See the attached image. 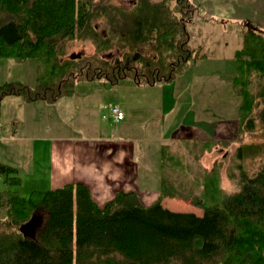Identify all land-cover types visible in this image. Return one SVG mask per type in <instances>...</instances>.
Segmentation results:
<instances>
[{"label": "trees", "instance_id": "obj_1", "mask_svg": "<svg viewBox=\"0 0 264 264\" xmlns=\"http://www.w3.org/2000/svg\"><path fill=\"white\" fill-rule=\"evenodd\" d=\"M196 13L190 0H135L127 9L111 0H0V59L35 63L33 86L0 85V111L7 97L54 105L72 97L78 82H174L204 57L188 48L184 15ZM246 23L230 77L240 99L237 133L258 123L264 134V31ZM71 42L94 51L67 57ZM147 44L156 56L140 48ZM114 47L124 50L121 57L108 55ZM214 140L207 134L161 144L159 197L147 207L135 192H119L99 208L81 184L25 196L18 170L0 161V264H264V152L257 154V144L238 148L240 163L229 177L236 189L226 192L220 161L201 164ZM257 156L249 167L243 163ZM166 198L189 202L202 215L170 211L161 204ZM32 217L34 236H25L20 226Z\"/></svg>", "mask_w": 264, "mask_h": 264}, {"label": "crops", "instance_id": "obj_2", "mask_svg": "<svg viewBox=\"0 0 264 264\" xmlns=\"http://www.w3.org/2000/svg\"><path fill=\"white\" fill-rule=\"evenodd\" d=\"M191 1L196 5L197 12L203 11L206 15L212 14L208 12L216 7H212L214 3L210 0ZM219 4L222 7V15L228 18L231 17L229 12L232 9H235V12L238 10L240 14L249 7V10L257 12L256 17L253 18L255 22L249 20L244 22L264 31V0H221ZM208 6H211L210 9ZM239 17L242 18V14ZM243 17L248 18V16ZM23 64H30V67L29 65L26 67L28 73L24 78L22 75L26 70L23 68L20 78L16 77L15 80L32 84L35 63L30 60ZM36 106H39L38 109ZM112 106H117L124 113V119L117 124L109 117L107 118L110 121H106L104 116L98 120V111L76 112L75 94L72 97L59 99L54 105H47L42 101L24 103L18 97H7L0 111V161L14 166L23 180L24 177H28V180L34 178L36 184L28 181L33 190L44 191L39 190L42 185H46L47 187L43 189L48 190L66 184H81L99 208L119 192H135L140 203L147 207L155 203L159 197V159L157 155L156 162L151 165L149 156L140 155L141 147L151 145L159 151L161 144L181 139H204L207 134L214 138L216 123L213 127L209 126L212 123H207L201 128L199 123L191 126L192 120L175 118L169 128L163 129L154 138L159 140L152 143L150 128L145 125L144 113L142 119L140 117V120L133 123L134 117L130 119L129 107L126 103L121 102ZM41 110L55 111V115L51 117L50 112L43 114L40 113ZM179 112L192 113L189 107ZM124 121L126 124L123 127L121 123ZM111 123L115 124L116 134L112 132ZM127 124L128 128H125ZM205 128L206 132L203 130ZM25 152L26 161L31 167L32 162L35 163L36 169L32 167L30 170L27 165L24 170H20L19 157ZM10 153H15L13 156L15 158L9 156ZM207 156H210L209 152L203 158ZM213 159L210 158V162ZM203 165L208 168L209 164ZM22 185L19 189L21 194H23ZM170 200L163 199L162 206L166 202H172ZM196 213L202 215V210L198 209Z\"/></svg>", "mask_w": 264, "mask_h": 264}, {"label": "rangeland", "instance_id": "obj_3", "mask_svg": "<svg viewBox=\"0 0 264 264\" xmlns=\"http://www.w3.org/2000/svg\"><path fill=\"white\" fill-rule=\"evenodd\" d=\"M111 1L114 5L127 9L132 6L135 0ZM210 1L214 3L212 7L216 6L208 12L212 14L207 13L208 15H206L205 12L201 11L197 12L193 17H191V14L188 16L184 15V18L190 19V22H187L188 25L185 26L190 38L188 48L189 50L200 48L199 55L201 56L202 54L204 57L197 58L201 60L195 62L190 61L184 74L179 79L170 83H157L153 86L135 84L131 80L120 81V84L117 83L119 84L118 86L117 84L110 86L102 80L96 82H78L74 89L76 112L81 110L98 111V120L104 116L106 117V121H110L107 118L108 109L114 104L126 103L129 107L128 113L130 119L134 117L133 123L136 120H140V117L142 119V114L144 113L145 125L147 128H150L152 143L159 140V138H154L160 131H163V129L173 123L175 118H184L186 121L192 120L191 126L199 123L201 128L207 125V123H212V125H209L212 127L216 123L213 131L214 143L216 144L213 145L212 151L209 152V157L201 158V164L204 168L206 167L203 164H209L208 168H206L209 169L215 160L220 161L219 163L222 165L220 169V186L226 192H232L236 189V186L229 177L230 174L237 172L236 165L240 163L237 159L238 148L243 144H257L261 147L257 154L264 152V134L260 131L258 123L250 133L241 135L237 133L238 121L236 116L240 99L234 96L230 87V77H232L233 72L232 60L235 51L240 49L242 45V36L246 29L244 21L249 20L250 22H255L253 18L256 17L257 12L251 9L249 10L248 7L239 14L238 10L235 12V9H232L229 12V16L231 17L228 18L222 15V7L219 4L221 0ZM241 14L242 18L239 17ZM243 16H248V18ZM97 29L105 33L106 28L103 25V20L97 21ZM151 45L147 44L140 46V48L145 47V54L156 56L157 54L150 49ZM93 51L94 46L90 43L71 42L68 46L66 56L69 57L73 54L89 56ZM123 52L124 50L120 51L117 47H114L107 53L114 59L115 57H121ZM169 59H175V55L173 57L170 55ZM23 63L0 59V85L13 81L16 77L20 78L22 69L24 68L26 70L28 65L30 67V64ZM27 73V70L24 71L22 76L25 78ZM19 82L31 87L35 83V76L33 77L32 84L23 81ZM36 107L38 109L39 106ZM186 107H189L192 113L181 114L179 111L186 110ZM49 112L52 114L51 117H54L53 114L55 115V111H40L43 114H49ZM124 124H126V121L121 123L123 127ZM114 126L115 124L111 123L112 132L116 134L117 130ZM125 128H128V124L125 125ZM205 129H203L204 132L207 131ZM142 131L145 132V129L142 128ZM221 141L225 142L223 143ZM159 153L155 146L145 145L141 147L140 155L145 157L149 156L151 165H153L156 162L157 155L159 159ZM14 155L15 153L9 154L12 157ZM259 157H255L256 159H247L243 163L249 167V164L257 161ZM19 158L18 166L21 171L27 165L30 170L32 167L36 169L35 163L32 162L31 167L30 163L26 161V152L21 154ZM210 158L214 159L210 162ZM256 165L258 163L254 164V166ZM248 169L253 170L251 167ZM28 181L32 184L37 183L34 178L28 180V177H24L21 192L23 191L25 196L29 194V190L32 187ZM0 187H2L1 179ZM46 187V185H42L39 187V190H47L43 189ZM4 190L2 187L0 192ZM170 201L172 202L165 203L164 208L173 212L197 214L196 210L200 209L191 205L189 202L175 198H172Z\"/></svg>", "mask_w": 264, "mask_h": 264}, {"label": "water", "instance_id": "obj_4", "mask_svg": "<svg viewBox=\"0 0 264 264\" xmlns=\"http://www.w3.org/2000/svg\"><path fill=\"white\" fill-rule=\"evenodd\" d=\"M36 226H37L36 218L32 217L28 222L20 226V231L25 236L33 237Z\"/></svg>", "mask_w": 264, "mask_h": 264}, {"label": "built area", "instance_id": "obj_5", "mask_svg": "<svg viewBox=\"0 0 264 264\" xmlns=\"http://www.w3.org/2000/svg\"><path fill=\"white\" fill-rule=\"evenodd\" d=\"M108 116L115 124L124 119V113L116 106L110 107L108 109Z\"/></svg>", "mask_w": 264, "mask_h": 264}]
</instances>
